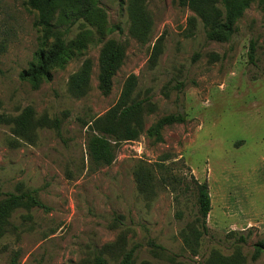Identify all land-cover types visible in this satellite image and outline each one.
<instances>
[{
	"label": "rangeland",
	"instance_id": "rangeland-1",
	"mask_svg": "<svg viewBox=\"0 0 264 264\" xmlns=\"http://www.w3.org/2000/svg\"><path fill=\"white\" fill-rule=\"evenodd\" d=\"M140 2L152 19L147 37L132 31L134 0H99L121 31L104 41L94 32L76 51L71 43L87 23L62 26L66 64L35 89L20 73L55 38L44 46L28 0H0V204L23 192L40 202L5 210L0 264H93L97 255L118 264L130 250L134 264H264V253L253 259L264 238V6L254 0L232 38L216 41L179 0ZM109 40L123 45L125 58L105 93L99 58ZM85 63L89 86L77 96L70 81ZM131 76L133 97L151 111L139 137L116 144L114 162L97 166L89 127L118 102ZM27 108L35 119L31 140L14 131ZM177 113L185 122L165 126L162 139L147 134ZM196 182L208 184L212 208L208 233L187 245L184 231L199 224Z\"/></svg>",
	"mask_w": 264,
	"mask_h": 264
},
{
	"label": "trees",
	"instance_id": "trees-1",
	"mask_svg": "<svg viewBox=\"0 0 264 264\" xmlns=\"http://www.w3.org/2000/svg\"><path fill=\"white\" fill-rule=\"evenodd\" d=\"M29 5L38 12V25L43 32L44 46H49V40L55 38L49 49L43 48L37 54V61L20 73V78L31 83L37 89L43 81L52 79V71L56 67L66 64L70 47L62 39L60 28H70L79 21L87 23L78 37L72 41L71 47L76 51L87 48L93 40L94 32L104 41L106 34L113 29L121 31L120 26H111L107 11L99 4V0H28ZM141 0H134L131 4L132 31L140 38L147 37L152 30V19L143 7ZM189 7L204 23L208 39L229 41L235 33L238 20L244 15L254 0H179ZM264 6V0H261ZM58 15L57 21L55 17ZM255 44L251 42L250 57L254 59ZM125 58L123 45L116 40H109L103 44L99 58L100 89L109 93L113 78L122 66ZM91 73V65L85 63L83 68L71 77L70 90L74 95L87 93ZM137 84L136 76L127 79L118 102L103 116L92 121L88 132V152L92 162L97 166L110 165L116 158V144L122 141L136 140L144 129V118L151 105L146 99L133 97ZM33 111L25 109L13 121L14 131L21 138L32 139L35 126ZM186 118L181 113L169 114L160 118L147 132L149 136L162 139V129L167 125L183 123ZM198 202V226L191 225L183 233L184 242L191 244V240H199L203 233H208L207 218L211 211V196L207 183L196 182ZM1 195V193H0ZM18 204L26 206L40 205L38 199L31 192L21 194H6L4 202L0 204V218L5 210ZM3 226L0 225V233ZM239 242H246L241 236ZM153 245V244H152ZM264 253V238L254 244L253 259ZM221 264H235L231 260H222ZM93 264H107L103 255H97ZM118 264H134V250L124 254Z\"/></svg>",
	"mask_w": 264,
	"mask_h": 264
}]
</instances>
